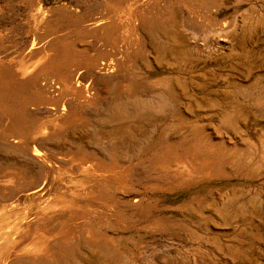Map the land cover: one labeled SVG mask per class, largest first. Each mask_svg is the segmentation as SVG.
<instances>
[{
	"label": "bare ground",
	"instance_id": "6f19581e",
	"mask_svg": "<svg viewBox=\"0 0 264 264\" xmlns=\"http://www.w3.org/2000/svg\"><path fill=\"white\" fill-rule=\"evenodd\" d=\"M264 0H0V264H264Z\"/></svg>",
	"mask_w": 264,
	"mask_h": 264
},
{
	"label": "rangeland",
	"instance_id": "374dc122",
	"mask_svg": "<svg viewBox=\"0 0 264 264\" xmlns=\"http://www.w3.org/2000/svg\"><path fill=\"white\" fill-rule=\"evenodd\" d=\"M264 123V122H263Z\"/></svg>",
	"mask_w": 264,
	"mask_h": 264
}]
</instances>
